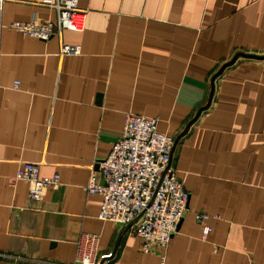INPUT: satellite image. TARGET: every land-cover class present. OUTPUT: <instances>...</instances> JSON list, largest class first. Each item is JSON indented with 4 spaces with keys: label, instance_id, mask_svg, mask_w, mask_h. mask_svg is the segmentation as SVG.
Here are the masks:
<instances>
[{
    "label": "crops",
    "instance_id": "0c3cea01",
    "mask_svg": "<svg viewBox=\"0 0 264 264\" xmlns=\"http://www.w3.org/2000/svg\"><path fill=\"white\" fill-rule=\"evenodd\" d=\"M42 1L0 0V264H72L81 233L99 235L102 264H264V58L238 56L211 94L236 54L264 56V0H78L83 31L9 28L54 20ZM127 112L175 140L188 210L164 253L100 220L101 195L84 189ZM22 161L58 187L29 199L12 180Z\"/></svg>",
    "mask_w": 264,
    "mask_h": 264
},
{
    "label": "built area",
    "instance_id": "2783aa9c",
    "mask_svg": "<svg viewBox=\"0 0 264 264\" xmlns=\"http://www.w3.org/2000/svg\"><path fill=\"white\" fill-rule=\"evenodd\" d=\"M42 4L55 12L54 20L13 21L9 28L24 36L48 40L60 35L62 29L83 31L86 11L78 7V0H44ZM62 53H76L74 46L62 45ZM17 85V83H15ZM158 118L127 112L119 137L109 153L91 165L86 193L102 197L98 218L133 228V235L141 240L144 253L167 249L172 235L188 210V193L171 164L175 143L172 136L157 129ZM39 162L22 161L12 180L28 183L27 196L40 201L46 189H56L60 175L42 177ZM103 179L98 182V176ZM210 216L202 211L194 213L205 239L211 230ZM99 235L81 233L76 241L72 264H102L96 256ZM2 255V254H0ZM110 254L103 255L102 258ZM162 264L164 254H162Z\"/></svg>",
    "mask_w": 264,
    "mask_h": 264
},
{
    "label": "water",
    "instance_id": "95a60500",
    "mask_svg": "<svg viewBox=\"0 0 264 264\" xmlns=\"http://www.w3.org/2000/svg\"><path fill=\"white\" fill-rule=\"evenodd\" d=\"M238 56H244V57H250V58H264V56H257V55H252V54H244V53H238L236 54L233 59L228 62V63H225L223 64L220 69L214 74V76L212 77V80H211V94H212V91H213V82H214V79L222 72V70L227 66L229 65L230 63H232ZM211 94H210V97H209V100L206 104V106H208V104L210 103V98H211ZM203 108L200 109V111L202 110ZM95 168H98V165H95Z\"/></svg>",
    "mask_w": 264,
    "mask_h": 264
}]
</instances>
